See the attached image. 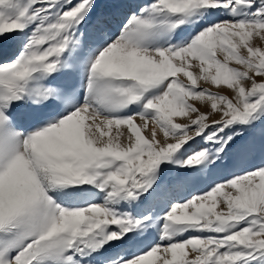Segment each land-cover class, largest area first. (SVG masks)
Listing matches in <instances>:
<instances>
[{"label":"snow or ice","instance_id":"snow-or-ice-1","mask_svg":"<svg viewBox=\"0 0 264 264\" xmlns=\"http://www.w3.org/2000/svg\"><path fill=\"white\" fill-rule=\"evenodd\" d=\"M0 264H264V0H0Z\"/></svg>","mask_w":264,"mask_h":264},{"label":"bare ground","instance_id":"bare-ground-1","mask_svg":"<svg viewBox=\"0 0 264 264\" xmlns=\"http://www.w3.org/2000/svg\"><path fill=\"white\" fill-rule=\"evenodd\" d=\"M204 85H207L208 87H210V88H211L212 90H214V91L222 92L223 90H225V91H227V92L229 93L230 96L233 95V93H232L230 90L226 89V88L223 87V86H221L220 88H216V87H213V86H211V85H209V84H204Z\"/></svg>","mask_w":264,"mask_h":264},{"label":"rangeland","instance_id":"rangeland-1","mask_svg":"<svg viewBox=\"0 0 264 264\" xmlns=\"http://www.w3.org/2000/svg\"><path fill=\"white\" fill-rule=\"evenodd\" d=\"M74 2H75V0H74ZM202 86H204V87H208L207 85H202ZM212 90V89H211ZM212 91H214V90H212ZM221 94H227V95H229V93L227 92V91H225V90H223L222 92H220ZM230 96V95H229ZM257 139H259V138H257ZM256 162L258 163L259 162V155H257V157H256Z\"/></svg>","mask_w":264,"mask_h":264}]
</instances>
